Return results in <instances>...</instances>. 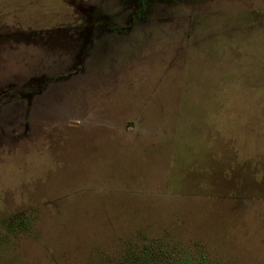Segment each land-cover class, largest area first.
I'll return each instance as SVG.
<instances>
[{"label": "rangeland", "instance_id": "374dc122", "mask_svg": "<svg viewBox=\"0 0 264 264\" xmlns=\"http://www.w3.org/2000/svg\"><path fill=\"white\" fill-rule=\"evenodd\" d=\"M3 32L0 264H264V0H0Z\"/></svg>", "mask_w": 264, "mask_h": 264}, {"label": "trees", "instance_id": "16d2710c", "mask_svg": "<svg viewBox=\"0 0 264 264\" xmlns=\"http://www.w3.org/2000/svg\"><path fill=\"white\" fill-rule=\"evenodd\" d=\"M144 250L150 253H146V257L137 259L133 264H211L206 257L193 256L184 249L170 251V248H166L153 251L152 248H146Z\"/></svg>", "mask_w": 264, "mask_h": 264}, {"label": "flooded vegetation", "instance_id": "af4514ba", "mask_svg": "<svg viewBox=\"0 0 264 264\" xmlns=\"http://www.w3.org/2000/svg\"><path fill=\"white\" fill-rule=\"evenodd\" d=\"M170 1H172V0H170ZM135 2L137 3V2H139V4L142 2H144V0H135ZM138 6V5H137ZM134 11H132V12H128V14L127 15H129L128 16V18H132V17H130L131 15H132V13H133ZM136 14H139V13H137V12H135ZM134 14V13H133ZM79 17L81 18V20L79 21ZM82 17L81 16H79V15H77V16H74L73 17V20H74V22H73V24L72 23H68V24H65V26H67V27H76V26H78V25H80L81 24V22H82ZM92 19H94V17L93 16H90V17H87L86 18V20L88 21V22H92ZM105 20V19H104ZM118 26H119V28H118ZM116 25V24H114L113 25V27L111 26V25H109V23H107V27H110L112 30L113 29H117V30H121V29H123L120 25ZM45 29V28H44ZM90 29V28H89ZM49 31V30H48ZM0 34H4V32L3 33H0ZM5 35H8V39H11V37H10V35H11V32H7V33H5Z\"/></svg>", "mask_w": 264, "mask_h": 264}, {"label": "crops", "instance_id": "0c3cea01", "mask_svg": "<svg viewBox=\"0 0 264 264\" xmlns=\"http://www.w3.org/2000/svg\"><path fill=\"white\" fill-rule=\"evenodd\" d=\"M90 14V13H89ZM92 16V14H90L88 17ZM77 27V26H76ZM89 29V28H88Z\"/></svg>", "mask_w": 264, "mask_h": 264}]
</instances>
